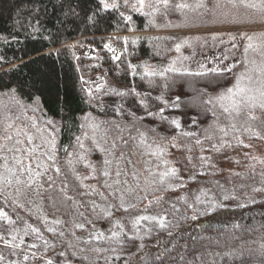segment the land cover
Returning <instances> with one entry per match:
<instances>
[{"label": "trees", "instance_id": "trees-1", "mask_svg": "<svg viewBox=\"0 0 264 264\" xmlns=\"http://www.w3.org/2000/svg\"><path fill=\"white\" fill-rule=\"evenodd\" d=\"M215 1L0 0V165L16 127L53 125L57 144L49 158L21 159L48 169L39 187L22 184L33 205L0 192L3 218L39 232L14 234L3 264H264V116L225 105L248 66L177 69L228 23L229 1ZM84 49L94 57H77ZM97 76L105 88L89 93ZM148 146L173 156L175 183L154 195L134 176ZM139 215L155 219H124Z\"/></svg>", "mask_w": 264, "mask_h": 264}, {"label": "rangeland", "instance_id": "rangeland-1", "mask_svg": "<svg viewBox=\"0 0 264 264\" xmlns=\"http://www.w3.org/2000/svg\"><path fill=\"white\" fill-rule=\"evenodd\" d=\"M221 0H216L218 3ZM228 6H224L225 13L228 14V23L221 27L222 31L219 33H211L210 39L212 42L209 45L201 42L199 46V53L190 56H182L178 60V70L191 73H202L208 71H225L232 69L240 62H245L248 69L242 72L231 86L230 93L227 96L226 107L230 110H238L240 108L249 110L254 116H264V15H258L255 18L249 11L252 9L250 5L257 7L256 13L264 12V0H226ZM200 2L195 1L194 5H199ZM221 7V6H220ZM218 7V8H220ZM225 14V15H226ZM254 17V19H253ZM260 23V24H259ZM230 26V27H227ZM251 28L258 31H250ZM230 29V30H229ZM236 29L242 30L241 34L235 33ZM224 30V31H223ZM246 30V31H243ZM208 38V39H209ZM108 49L115 57L118 56L119 51L112 40L108 41ZM114 50V51H113ZM77 57H94V51L91 49L75 50ZM89 93L101 91L105 88V84L102 76H97L94 79L86 80ZM52 125V124H51ZM35 131L30 132L22 126L16 127L15 136L5 144L4 152L6 153L5 159L0 165V192L19 204L33 205L35 201L29 195H27L28 188L22 184H17L15 179L6 170L10 168L13 172L16 171V160L14 157L21 160L22 158L34 159L41 161L40 157L46 156L49 158L53 156L56 149V134L55 128L52 126L37 127L35 122ZM94 128V127H92ZM28 137H31V143H28ZM19 140L21 143L17 144ZM264 142V141H263ZM8 149L19 148L21 150L32 149L33 154L30 156L26 151H9ZM255 149V148H254ZM251 152V151H250ZM255 155V151H252ZM138 158L139 169L134 175L135 180L141 181L139 186H142L148 194L160 193L161 189L165 190L172 187L175 183L173 156L169 157L160 148H154L148 146ZM154 156V158H153ZM135 173V172H133ZM11 179L12 183L9 185L5 183V180ZM209 194L203 190L196 193V200H204ZM28 200V201H25ZM141 199L129 202L125 208H130L134 204L139 205ZM150 201L147 200L143 205L147 206ZM158 207V206H157ZM1 212V211H0ZM40 212L36 207L35 213ZM141 215L134 218H124L129 220L132 224L141 220ZM46 222V220L43 218ZM124 222V221H122ZM0 235L9 236L10 238L14 234L20 237L38 235V229L32 231L34 227H22V231L16 230L13 226L0 217ZM5 243L11 245L12 251L17 250L19 243L6 241ZM5 243L0 241V247L5 248Z\"/></svg>", "mask_w": 264, "mask_h": 264}, {"label": "snow or ice", "instance_id": "snow-or-ice-1", "mask_svg": "<svg viewBox=\"0 0 264 264\" xmlns=\"http://www.w3.org/2000/svg\"><path fill=\"white\" fill-rule=\"evenodd\" d=\"M140 4L142 5L143 4V0H139ZM165 4L167 5V0H165ZM105 7H107V5H105ZM70 11H72L74 13L73 10L70 9ZM179 50V49H177ZM114 51V50H113ZM114 60L118 59V57H113ZM15 92V90H13V93ZM120 95H126V93H119ZM210 102V101H209ZM179 103V98H177V101H175L173 103V107H176ZM254 118V117H253ZM179 126V125H177ZM9 139H11V137H8ZM32 141H31V137H28V143L30 144ZM17 144L21 143L19 140L16 141ZM9 151H26L28 152V154L31 156L33 154V150L32 149H26V150H21L19 148H15V149H8ZM14 160H16V164H17V167H16V171L13 172L12 169L10 168H7L6 170L10 173V175L15 179V182L19 185V184H26L29 188L33 187L34 185H36L37 187H39V182L41 180V178L44 176V174L48 171V169H44V172H41L39 171V164L37 163V170L35 172H33V169H32V166L31 164L25 166L24 163H23V160H19L17 158L14 157ZM54 163V161H52ZM54 171L58 174L60 172V169L59 168H55ZM105 176L108 175L107 172H104L103 173ZM202 175L205 174V173H201ZM5 183L7 184H11L12 183V180L11 179H7L5 180ZM52 184H51V177H49V187H51ZM106 187H111V185H106ZM39 194V193H38ZM227 199V197H225ZM68 199H71L70 197ZM18 207H24L23 205H18ZM127 210V209H125ZM5 216L4 213L0 212V217H3ZM141 220H153L155 218L153 217H147V216H142L140 217ZM193 219H196V216L193 217ZM165 220H166V217H162L160 218L159 220H157V224L159 226L160 229H164L166 227V223H165ZM9 223L10 224H13L14 222L9 220ZM56 223H60L59 220L56 221ZM77 227H80L82 228L83 225H77ZM32 231H35V229H32ZM152 231L151 228L148 229V232L150 233ZM116 237V234L113 233V239H115ZM12 241L14 242L16 240V237L15 236H12L11 237ZM128 239H135V236H132V237H128ZM4 240V236L0 235V241ZM117 243H120V241L118 240ZM5 246L6 247H9L11 245L5 243ZM29 247H35V245H29ZM264 247V246H262ZM3 255H0V264H3ZM25 260L28 259L27 256H25L24 258ZM47 264H52L51 261H48Z\"/></svg>", "mask_w": 264, "mask_h": 264}]
</instances>
